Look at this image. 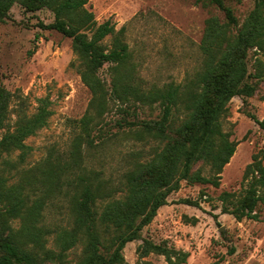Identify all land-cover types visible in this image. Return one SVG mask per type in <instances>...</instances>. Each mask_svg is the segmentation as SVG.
<instances>
[{
    "label": "trees",
    "instance_id": "1",
    "mask_svg": "<svg viewBox=\"0 0 264 264\" xmlns=\"http://www.w3.org/2000/svg\"><path fill=\"white\" fill-rule=\"evenodd\" d=\"M88 4L89 0H0V24L15 5L26 13L48 10L54 15L53 23L38 25L72 40L79 74L93 94L68 149L61 153L52 149L45 159L26 168L32 152L26 141L48 125L52 101L39 99L36 113L29 115L28 99L0 85V264L61 263L77 245L83 246L78 264H124L127 244L142 238V231L183 181L220 187L222 173L237 147L223 131V119L230 114L234 98H253L264 82V0H256L242 25L225 0L204 2L223 18L212 16L206 21L202 60L194 78L183 85L151 90L142 88L137 78L130 47L124 41L125 28L116 31L111 21L99 24ZM110 35L114 43L109 48L103 42ZM108 64L110 90L99 77ZM16 98L13 122L10 115ZM157 105L161 109L158 119L138 117L141 107ZM111 107L122 116L114 124L106 121ZM249 115L264 129L263 121ZM121 134L157 147L150 158L136 160L115 183L90 168L88 160L111 147ZM16 152L19 155L14 160ZM203 166L210 168V176L203 174ZM244 178L249 180L245 196L230 202L231 208L227 203L233 195L224 194L223 213L238 221H264L258 210L264 205L262 162L249 165ZM56 199L66 204L69 213L63 224L52 227L44 212ZM52 235H56L57 251L48 248ZM138 253L140 258L164 256L169 264H186L190 256L168 242L149 240L140 245Z\"/></svg>",
    "mask_w": 264,
    "mask_h": 264
},
{
    "label": "rangeland",
    "instance_id": "2",
    "mask_svg": "<svg viewBox=\"0 0 264 264\" xmlns=\"http://www.w3.org/2000/svg\"><path fill=\"white\" fill-rule=\"evenodd\" d=\"M206 1L89 0L87 8L95 14L99 24L111 21L116 31L125 28L124 41L130 47L137 78L142 88L151 90L170 84L183 85L194 78L202 60L200 45L206 21L212 16L223 18L215 7L204 5ZM255 2L225 0L240 25L254 9ZM54 19L48 10L26 13L15 5L6 22L0 24V85L28 99L29 115L36 113L39 99L49 97L52 101L53 115L48 125L26 141L32 148L26 168L45 159L52 149L60 153L68 149L78 132L77 122L88 112L93 98L79 74L80 61L72 40L55 31H43L38 25L39 22L51 24ZM103 43L112 47L114 36H108ZM250 59V72H253L252 54ZM99 77L110 90L109 64L100 71ZM17 102L16 98L10 115L13 122ZM137 114L141 120L158 119L161 109L159 105L144 106ZM249 114L264 122V82L253 98L246 101L234 98L230 114L223 119V131L230 134V140L237 147L222 173L220 187L183 181L180 189L168 198V204L142 231V238L127 244L124 264H169L164 256L156 254L140 258L138 249L145 240L156 244L168 242L176 250L189 253L186 264H264V221H238L234 215L223 213L226 202L222 196L233 195L227 203L233 208L230 202L243 198L248 189L249 180L244 178L247 167L257 160L264 165V129ZM121 117L117 108L111 107L106 121L114 124ZM156 147V143L139 142L121 134L111 147L101 149L90 158L88 166L119 183L136 160L150 158ZM18 155L16 152L12 159L17 160ZM202 170L205 176L211 175L208 166H203ZM258 210L264 218V205ZM44 213L46 223L54 227L63 224L69 210L56 199L48 203ZM15 227H19L18 221ZM55 237H48V248L57 251ZM82 247L77 245L71 249L64 262L46 264H78Z\"/></svg>",
    "mask_w": 264,
    "mask_h": 264
}]
</instances>
